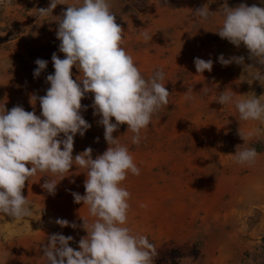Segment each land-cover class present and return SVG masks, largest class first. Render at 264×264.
<instances>
[{
    "label": "rangeland",
    "instance_id": "374dc122",
    "mask_svg": "<svg viewBox=\"0 0 264 264\" xmlns=\"http://www.w3.org/2000/svg\"><path fill=\"white\" fill-rule=\"evenodd\" d=\"M82 2L63 0L65 5L58 4L52 15L41 17L38 9L47 8L50 0H0V110L22 106L41 115L39 100L32 104L31 97L46 95L50 87L46 77L54 73L52 54L64 58L56 37L57 21L68 5ZM109 2L124 29L122 47L145 79L162 69V83L171 94L169 104L141 130L139 145L131 143L134 133L126 124L113 133L140 169V175L129 172L121 182L131 194L124 226L155 245L154 264H264V134L245 141L239 135L264 128V122L241 120L234 104L217 102L224 91L237 98L264 95V86L252 82L243 65L220 64L221 54L226 59L243 56L245 65L261 71L264 66L249 59L243 44L236 47L215 33L222 26L225 4L264 8V0ZM205 5L212 11L208 20L194 13ZM144 32L152 40L145 41ZM195 58L211 59L212 71L197 73ZM37 59L48 63L34 77ZM72 73L74 80L82 78L75 66ZM188 88L192 92L186 93ZM93 101L91 93L81 101L87 106L81 114L91 128L83 137H74L73 156L91 147L95 159L109 147L101 117L93 114ZM246 148L257 151L256 161L235 163L236 151ZM86 172L73 165L63 179L37 172L26 181L23 195L31 202L33 216L13 221L0 214V264H47L42 244L54 233L72 236L69 246L80 250L79 240L87 235L83 219L90 225L95 218L87 205L74 203L71 193L85 194ZM46 176L58 183L55 195L41 187ZM57 218L75 223L76 228L61 227Z\"/></svg>",
    "mask_w": 264,
    "mask_h": 264
},
{
    "label": "clouds",
    "instance_id": "9594fccd",
    "mask_svg": "<svg viewBox=\"0 0 264 264\" xmlns=\"http://www.w3.org/2000/svg\"><path fill=\"white\" fill-rule=\"evenodd\" d=\"M63 0H50L47 8H39L41 17L52 15ZM68 5V4H66ZM166 5V0H165ZM109 0H83L79 5H68L58 19L56 37L60 41L61 59L54 52V73L46 77L50 87L46 95L31 97V103L39 100L41 115L26 111L22 106L0 110V214L23 221L33 216L31 202L23 195L26 181L37 174L52 173L66 177L75 166L84 168L85 194L71 193L74 203L87 205L95 220L89 225L83 218L87 235L79 240V249L69 246L72 236L54 233L42 244L47 264H154L157 249L147 236L134 235L128 222L130 192L121 187L129 172L140 175L128 147L120 144L113 133L120 125H127L134 135L131 143L139 145L141 130L147 129L153 115L169 104L171 95L162 81L165 73L157 69L145 79L130 54L122 47L124 29L116 22ZM224 20L217 33L236 47L243 44L249 59L264 66V8L241 3L236 7L223 6ZM195 15L208 20L212 11L208 6L199 7ZM145 41L152 40L144 32ZM223 66L232 63L243 65L251 81L264 86V71L253 65H245L243 56L218 57ZM34 77L46 69L48 61L37 59ZM197 73L211 72L213 61L195 58ZM75 66L82 78H72ZM192 92L188 88L186 93ZM93 94L94 115L104 128L107 150L93 159V149L86 148L73 156L74 137L84 136L91 125L81 112L87 110L81 101ZM237 98L224 91L217 102L234 104L241 120L264 122V95L254 93ZM191 98V97H188ZM43 117V118H41ZM115 119V123L112 119ZM61 134H63L61 138ZM264 134V128L247 133L239 131L245 141ZM99 138H97L98 141ZM258 156L254 148H246L234 154V162L252 164ZM28 165H31L29 168ZM47 177V176H46ZM61 179V180H62ZM57 182L48 177L41 185L50 195H55ZM61 227L76 228V224L57 218ZM19 234V233H18Z\"/></svg>",
    "mask_w": 264,
    "mask_h": 264
}]
</instances>
